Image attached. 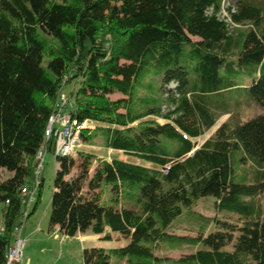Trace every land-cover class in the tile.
Masks as SVG:
<instances>
[{
  "label": "trees",
  "instance_id": "obj_1",
  "mask_svg": "<svg viewBox=\"0 0 264 264\" xmlns=\"http://www.w3.org/2000/svg\"><path fill=\"white\" fill-rule=\"evenodd\" d=\"M224 2L0 0V264L24 211L19 190L34 178L35 154L59 109L97 125L80 141L99 137L103 149L141 162L82 151L77 162L57 159L49 229L126 241L83 249V264H264V199L244 200L264 198V114L222 124L199 147L192 141L229 113L228 91L264 109V5L227 8L233 24L250 27L236 38L220 18ZM240 75L250 83L236 84ZM115 93L122 98L111 100ZM53 144L50 137L49 152ZM233 159L257 168L255 183L234 182ZM107 189L131 208L117 207L118 198L101 202ZM203 198L236 219L200 217L197 237L170 235L171 223ZM165 243L199 249L171 261L154 253Z\"/></svg>",
  "mask_w": 264,
  "mask_h": 264
},
{
  "label": "rangeland",
  "instance_id": "obj_2",
  "mask_svg": "<svg viewBox=\"0 0 264 264\" xmlns=\"http://www.w3.org/2000/svg\"><path fill=\"white\" fill-rule=\"evenodd\" d=\"M238 0H225L223 10L221 11L220 18L228 23L229 30L237 38L240 32H245L250 29L249 26H241L233 24L227 15V8L231 6L235 10V5ZM248 3L258 6L264 5V0H248ZM244 75H240L236 79V84L243 87L250 82L247 81ZM175 85L169 84L168 89H173ZM111 100H116L122 98L118 93L109 96ZM225 105H228V114H223L219 116L215 125L206 131L200 137L193 139L197 146L202 145L205 141L213 137L216 130L224 123L228 122L231 126H236L243 122H247L257 116L264 114V109L257 106L252 100L242 97L236 90L228 91L224 95ZM223 106V100L218 102ZM159 123H163L162 119H158ZM90 132L94 130L97 126L95 123H90ZM93 133V132H92ZM77 151L88 152L95 155L97 160H111L113 158H118L126 161H131L135 163H141L138 160L127 158L121 152L113 150H105L102 148V141L99 137L94 136L90 142L80 141L75 149L72 156L77 162L79 160V155ZM94 161L93 166L90 170V174L96 163ZM233 169V180L235 183L243 184H253L255 183V174L257 168L247 162L242 165L235 159L232 160ZM58 169L57 158L53 155V152L47 151L44 156L43 169L41 173L40 181L42 182V187L38 189L40 196L36 197V209L32 215L23 224L22 238L25 239V247L22 252V264H83L82 262V250L90 247H100L106 250L110 248H116L121 245L125 246L126 241L120 239V237L114 236L111 241L100 240L97 242H91L88 240H82L76 235L74 237L62 236L58 230L49 229V212H50V200L53 193V183L56 170ZM77 168H74L72 173H76ZM9 174L5 171H1V179H6ZM32 180L28 183L30 184ZM37 191V193H38ZM119 197L118 193H112L109 189L103 192L100 196L101 202L105 204L112 205L114 199ZM263 196H258L255 198H247L244 200H252L255 202H263ZM118 206H124L131 208L132 204L129 202L122 201L118 198L116 201ZM35 204V203H34ZM33 204V206H34ZM215 200L213 198H203L195 201L189 209H186L179 217H177L170 225L168 233L174 236H185V237H197L198 229L203 225L199 221L200 217L207 219H223L230 216L236 219V216L218 212L215 209ZM32 206V208H33ZM116 207V203L113 205ZM2 209L3 204L0 203V228L3 226L2 220ZM213 226L210 225L206 232H210ZM32 231V233H30ZM85 235V234H81ZM87 235V234H86ZM92 235V234H90ZM120 239V240H117ZM199 249L198 245L187 246L184 245L180 249H170L169 246L165 244H160L159 249L154 253L157 257L162 259H169L171 261L178 260L187 255L194 253ZM162 264H168L164 262Z\"/></svg>",
  "mask_w": 264,
  "mask_h": 264
},
{
  "label": "built area",
  "instance_id": "obj_3",
  "mask_svg": "<svg viewBox=\"0 0 264 264\" xmlns=\"http://www.w3.org/2000/svg\"><path fill=\"white\" fill-rule=\"evenodd\" d=\"M59 107L67 105L64 95L60 96ZM88 121L78 122L69 114L59 111L54 112L47 123L44 131V141L38 148L33 163L34 178L32 184L26 183L19 190L23 202V214L18 224L13 229L12 242L8 248L4 264H22V252L25 247V239L22 238L23 224L28 219L33 204L36 201V194L40 187V178L43 169L44 156L48 151L47 142L50 137L54 139L53 155L55 158L72 157L76 147L80 143V133L90 128ZM8 204V202H6Z\"/></svg>",
  "mask_w": 264,
  "mask_h": 264
},
{
  "label": "crops",
  "instance_id": "obj_4",
  "mask_svg": "<svg viewBox=\"0 0 264 264\" xmlns=\"http://www.w3.org/2000/svg\"><path fill=\"white\" fill-rule=\"evenodd\" d=\"M201 146V145H200ZM199 147V146H198ZM105 160H107V159H105ZM243 165V164H242ZM108 190V189H107ZM106 190V191H107ZM105 191V190H104ZM204 225V224H203ZM210 226V225H209ZM208 226V227H209ZM53 230H55V231H57V228H54ZM211 231H213V228H212V230ZM210 231V232H211ZM30 233H32V231H30ZM87 234V235H86ZM77 235H79V234H77ZM111 236H115L114 234H112ZM80 239H82V240H88V241H91V242H97V241H100V240H102V236H100V235H90V233H85V235H79L78 236ZM117 237V236H116ZM194 238V237H193ZM117 240H120V239H117ZM122 240V239H121ZM91 248V247H90ZM83 251V250H82Z\"/></svg>",
  "mask_w": 264,
  "mask_h": 264
},
{
  "label": "clouds",
  "instance_id": "obj_5",
  "mask_svg": "<svg viewBox=\"0 0 264 264\" xmlns=\"http://www.w3.org/2000/svg\"><path fill=\"white\" fill-rule=\"evenodd\" d=\"M87 121V120H86ZM89 122V121H88ZM89 123H91V122H89ZM91 128V127H90ZM90 128L89 129H86V130H90Z\"/></svg>",
  "mask_w": 264,
  "mask_h": 264
}]
</instances>
